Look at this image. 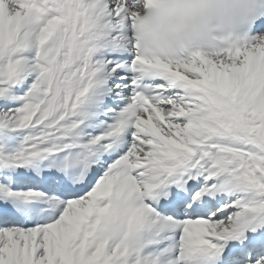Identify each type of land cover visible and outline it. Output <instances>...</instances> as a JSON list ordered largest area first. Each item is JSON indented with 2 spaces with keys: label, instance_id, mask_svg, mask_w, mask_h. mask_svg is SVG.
<instances>
[{
  "label": "snow or ice",
  "instance_id": "obj_1",
  "mask_svg": "<svg viewBox=\"0 0 264 264\" xmlns=\"http://www.w3.org/2000/svg\"><path fill=\"white\" fill-rule=\"evenodd\" d=\"M136 6L0 0V264H264V18L172 58Z\"/></svg>",
  "mask_w": 264,
  "mask_h": 264
},
{
  "label": "clouds",
  "instance_id": "obj_2",
  "mask_svg": "<svg viewBox=\"0 0 264 264\" xmlns=\"http://www.w3.org/2000/svg\"><path fill=\"white\" fill-rule=\"evenodd\" d=\"M134 11L140 50L177 58L231 45L264 15V0H137Z\"/></svg>",
  "mask_w": 264,
  "mask_h": 264
}]
</instances>
